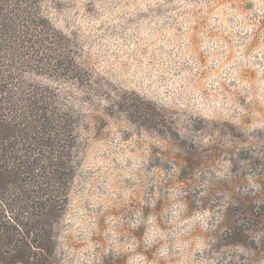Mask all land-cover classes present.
Returning a JSON list of instances; mask_svg holds the SVG:
<instances>
[{
	"label": "rangeland",
	"instance_id": "obj_1",
	"mask_svg": "<svg viewBox=\"0 0 264 264\" xmlns=\"http://www.w3.org/2000/svg\"><path fill=\"white\" fill-rule=\"evenodd\" d=\"M40 7L75 60L26 73L69 114L74 139L75 175L43 264H126L113 234L144 264H164L130 221L153 215L169 228V189L184 219L208 211L219 223L178 237L167 264H264V0Z\"/></svg>",
	"mask_w": 264,
	"mask_h": 264
},
{
	"label": "trees",
	"instance_id": "obj_2",
	"mask_svg": "<svg viewBox=\"0 0 264 264\" xmlns=\"http://www.w3.org/2000/svg\"><path fill=\"white\" fill-rule=\"evenodd\" d=\"M40 1L0 0V264L50 258L75 175L71 118L26 75L48 60L75 63Z\"/></svg>",
	"mask_w": 264,
	"mask_h": 264
},
{
	"label": "clouds",
	"instance_id": "obj_3",
	"mask_svg": "<svg viewBox=\"0 0 264 264\" xmlns=\"http://www.w3.org/2000/svg\"><path fill=\"white\" fill-rule=\"evenodd\" d=\"M216 175L221 176L222 173L216 172ZM168 198L172 201L165 213L167 224L170 226L169 228L166 229L161 227L159 218L153 215H149L145 219H139L134 216L130 221V226L133 229L144 226L145 232L143 241L146 248L159 245L156 249V253L164 264H167V261L181 250V245L174 243L178 237L197 226L203 231L212 230L219 223V220L208 211L198 213L194 218L186 220L183 218L186 206L179 200L178 194L172 189H169ZM147 206L154 207L150 202L147 203ZM173 228L175 231L172 230ZM169 240L173 241V243H168L167 241ZM110 245L112 254L116 256L124 254L127 256L126 264H144L145 257L136 251L138 245L128 244L127 246H123L122 241L115 234L112 235Z\"/></svg>",
	"mask_w": 264,
	"mask_h": 264
}]
</instances>
